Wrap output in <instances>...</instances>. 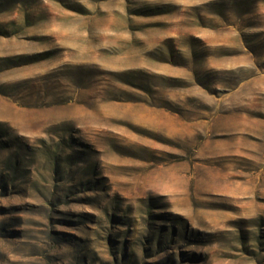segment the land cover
<instances>
[{
  "label": "rangeland",
  "instance_id": "374dc122",
  "mask_svg": "<svg viewBox=\"0 0 264 264\" xmlns=\"http://www.w3.org/2000/svg\"><path fill=\"white\" fill-rule=\"evenodd\" d=\"M0 264H264V0H0Z\"/></svg>",
  "mask_w": 264,
  "mask_h": 264
}]
</instances>
